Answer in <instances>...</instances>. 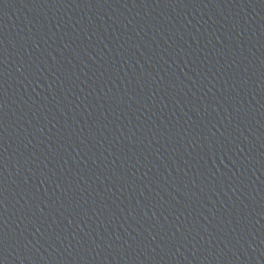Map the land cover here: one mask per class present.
I'll use <instances>...</instances> for the list:
<instances>
[{
  "label": "water",
  "instance_id": "obj_1",
  "mask_svg": "<svg viewBox=\"0 0 264 264\" xmlns=\"http://www.w3.org/2000/svg\"><path fill=\"white\" fill-rule=\"evenodd\" d=\"M3 264H264V0H0Z\"/></svg>",
  "mask_w": 264,
  "mask_h": 264
},
{
  "label": "snow or ice",
  "instance_id": "obj_2",
  "mask_svg": "<svg viewBox=\"0 0 264 264\" xmlns=\"http://www.w3.org/2000/svg\"><path fill=\"white\" fill-rule=\"evenodd\" d=\"M0 205H2V201H0ZM0 264H3V261H0Z\"/></svg>",
  "mask_w": 264,
  "mask_h": 264
}]
</instances>
